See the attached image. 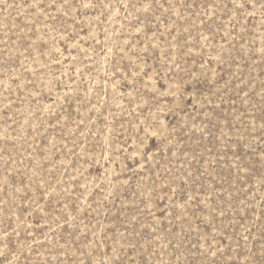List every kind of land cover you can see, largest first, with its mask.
Listing matches in <instances>:
<instances>
[{
	"label": "rangeland",
	"instance_id": "rangeland-1",
	"mask_svg": "<svg viewBox=\"0 0 264 264\" xmlns=\"http://www.w3.org/2000/svg\"><path fill=\"white\" fill-rule=\"evenodd\" d=\"M0 264H264V0H0Z\"/></svg>",
	"mask_w": 264,
	"mask_h": 264
}]
</instances>
